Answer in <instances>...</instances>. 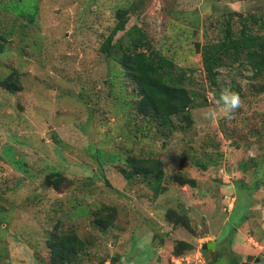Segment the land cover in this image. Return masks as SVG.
I'll list each match as a JSON object with an SVG mask.
<instances>
[{
	"label": "rangeland",
	"instance_id": "obj_1",
	"mask_svg": "<svg viewBox=\"0 0 264 264\" xmlns=\"http://www.w3.org/2000/svg\"><path fill=\"white\" fill-rule=\"evenodd\" d=\"M119 9L126 30L139 26L187 71L197 96L189 126L138 116L132 81L100 52ZM245 18L264 33L252 25L264 0H0V82L20 88L0 86V264H50L55 230L84 242L80 264H171L203 241L217 242L204 251L209 264H264V75L236 62L212 88L196 52ZM225 90L241 98L231 119L217 103ZM129 158L161 161L165 191L127 177ZM173 212L192 231L173 226ZM178 241L194 248L174 256Z\"/></svg>",
	"mask_w": 264,
	"mask_h": 264
},
{
	"label": "trees",
	"instance_id": "obj_2",
	"mask_svg": "<svg viewBox=\"0 0 264 264\" xmlns=\"http://www.w3.org/2000/svg\"><path fill=\"white\" fill-rule=\"evenodd\" d=\"M127 14L128 10L126 9L116 11L115 24L105 36L100 52L116 62L132 81L133 91L136 99L138 98L134 104L138 116H141L142 119L146 118L168 131L172 129L176 131L179 127L189 126L191 124L190 111L195 106L194 100L197 96L189 88L190 77L187 76V71L179 68L171 59L157 52L139 26L133 25L126 30ZM251 19L256 18L252 17ZM244 21L245 23L241 24L240 29L235 33L230 21L227 20L222 27L220 40L196 45V52L201 56L205 79L212 88L218 84V69L236 62L238 65L245 63L251 69L253 77L264 75V33H254L251 25L246 24L247 18ZM260 21L258 24V21L254 20L252 25L264 29V20ZM123 32V38L115 40L116 35ZM0 86L11 92L20 89L14 82L10 84L8 79L1 81ZM127 161L134 170L129 176L126 175L127 177L140 176L143 180L152 179L153 182L148 183V187L156 196L165 191L162 185L165 171L162 169L161 161L151 162L133 158H129ZM200 165L203 170L207 168L204 164ZM175 179L180 185L195 186L192 179H185L179 175L175 176ZM51 181L52 185H56L59 180L52 178ZM170 214L169 221L173 226L179 225L192 231L184 216L176 215L174 212ZM97 221L102 231L108 226L101 220ZM216 244L217 242H215ZM47 247L50 264H80L81 257L78 255L82 253L84 242L78 238L74 231L55 230L48 235ZM192 248H194L192 243L178 241L174 246L173 255L178 256L184 252H190ZM204 251L201 250L202 254L206 256ZM215 260H218V255L211 258V261ZM206 264L209 262L206 261Z\"/></svg>",
	"mask_w": 264,
	"mask_h": 264
},
{
	"label": "clouds",
	"instance_id": "obj_3",
	"mask_svg": "<svg viewBox=\"0 0 264 264\" xmlns=\"http://www.w3.org/2000/svg\"><path fill=\"white\" fill-rule=\"evenodd\" d=\"M217 103L220 104V106H221L223 118L231 119L234 111L241 106V98H240L238 93H235L231 90H225V91L221 92ZM209 115H211V114H209ZM203 243H204V241L201 243L200 251L202 250ZM201 254H202V252H201ZM203 259H204V257H203ZM205 263H206V261H205Z\"/></svg>",
	"mask_w": 264,
	"mask_h": 264
},
{
	"label": "built area",
	"instance_id": "obj_4",
	"mask_svg": "<svg viewBox=\"0 0 264 264\" xmlns=\"http://www.w3.org/2000/svg\"><path fill=\"white\" fill-rule=\"evenodd\" d=\"M201 243L202 242H200V244L198 245L199 247L196 249L198 251H193V255L189 254V256L187 257H171V264H206L200 251Z\"/></svg>",
	"mask_w": 264,
	"mask_h": 264
},
{
	"label": "water",
	"instance_id": "obj_5",
	"mask_svg": "<svg viewBox=\"0 0 264 264\" xmlns=\"http://www.w3.org/2000/svg\"><path fill=\"white\" fill-rule=\"evenodd\" d=\"M214 248H215V243L213 241L212 242H208V243H204L202 245V249L203 250H206V249L213 250ZM250 260H252V258L248 257V261H250ZM255 261L258 262V259H256Z\"/></svg>",
	"mask_w": 264,
	"mask_h": 264
},
{
	"label": "crops",
	"instance_id": "obj_6",
	"mask_svg": "<svg viewBox=\"0 0 264 264\" xmlns=\"http://www.w3.org/2000/svg\"><path fill=\"white\" fill-rule=\"evenodd\" d=\"M202 256H203V254H202Z\"/></svg>",
	"mask_w": 264,
	"mask_h": 264
}]
</instances>
